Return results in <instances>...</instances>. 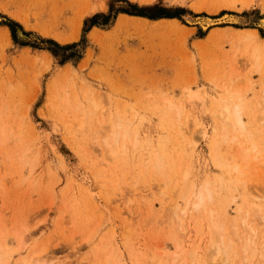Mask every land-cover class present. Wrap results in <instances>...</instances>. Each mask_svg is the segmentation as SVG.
<instances>
[{
    "label": "rangeland",
    "instance_id": "374dc122",
    "mask_svg": "<svg viewBox=\"0 0 264 264\" xmlns=\"http://www.w3.org/2000/svg\"><path fill=\"white\" fill-rule=\"evenodd\" d=\"M81 11L88 12L82 14L79 27ZM123 13L132 17L120 18ZM161 14L171 16L150 17ZM95 16L98 24L93 25ZM161 18H176L179 23ZM208 18L221 22L204 30L200 20ZM261 19L264 0H0V135L9 137L0 143V240L14 228L27 235L49 227L14 252V264L43 244H49L50 252L64 264H98L108 256L109 264H209L204 259L215 220H222L229 232L236 224V237L242 240L249 228L255 229L260 242L263 105L253 112L258 126L251 125L252 137L238 134L216 148L210 141L220 121L212 110L214 101L229 97L228 90L239 91L236 96L252 103L264 97V74L252 70L247 58L255 41H245L241 47L237 42L246 31L256 30L264 48ZM5 27L10 37L3 33ZM74 31L78 38L67 43L47 36ZM45 52L52 57L49 66L43 60ZM67 64L73 67L65 78L61 73ZM86 90L94 92L98 109L92 110L91 129L79 130L75 117L80 116L70 105L78 93L83 106L92 109ZM169 98L183 107L181 119L174 111L161 116ZM102 111L104 117H126L141 138L139 146L120 149L116 159L107 157L93 138ZM186 116L193 131L190 138L162 148L160 142L168 133L165 123L183 122ZM252 145L257 150L244 159V150ZM10 154L17 158L14 167ZM160 157L163 165L158 167ZM172 157L176 175L171 180ZM222 161H239L243 169L223 168L218 163ZM234 178L245 203L240 197L237 202L224 199L226 192L220 186ZM208 183L217 195L208 211L175 215V203L186 206L181 190L193 195ZM114 185L120 189L114 191ZM140 189L143 198L135 195ZM253 201L262 202L260 211ZM240 205L249 213H239ZM224 209L229 212L226 218L221 214ZM245 214L248 229L242 224ZM59 220L69 222L62 237L56 231ZM54 233L55 239L49 238L53 243H47L45 239ZM12 245L19 248V237Z\"/></svg>",
    "mask_w": 264,
    "mask_h": 264
},
{
    "label": "bare ground",
    "instance_id": "6f19581e",
    "mask_svg": "<svg viewBox=\"0 0 264 264\" xmlns=\"http://www.w3.org/2000/svg\"><path fill=\"white\" fill-rule=\"evenodd\" d=\"M140 1H150L151 0H140ZM215 8V7H214ZM214 10V9H212ZM88 12V11H87ZM87 12H80L78 15V24L79 27L82 24V16L85 15ZM84 13V14H83ZM83 14V15H82ZM227 15V14H225ZM14 18L19 19L17 15H12ZM128 15H120V18L127 17ZM130 16V15H129ZM128 16V17H129ZM141 16V15H140ZM161 16V15H160ZM132 17V16H130ZM136 17V16H133ZM202 17V16H201ZM227 16H225L226 18ZM236 21H238V18H235L236 16H233ZM199 18V17H198ZM206 18V17H205ZM161 19H171L173 21L178 20L176 18H161ZM228 19H231L228 18ZM121 20V19H120ZM159 20V19H155ZM234 20V21H235ZM262 20V19H261ZM198 21V20H197ZM201 23H203L202 27L204 30H207V28L210 25L215 24V19L208 18L201 19ZM206 21V24L204 23ZM220 21H217L216 23H219ZM227 22V21H226ZM224 22V23H226ZM199 23V22H198ZM263 28H264V20L260 22ZM221 24V23H220ZM223 24V23H222ZM216 25V24H215ZM219 25V24H218ZM78 27V28H79ZM77 28V29H78ZM76 29V30H77ZM94 31H97V28H93ZM248 30V29H244ZM3 33L10 37V29L5 27L3 28ZM46 34L45 32H43ZM23 36V35H22ZM47 36H52L56 40H58L61 43H67L74 41L78 38V32H73L68 36H59V35H52L47 34ZM234 37H237L234 35ZM237 39L238 46H243L245 41L251 40L255 41V44L251 46V48L248 49V60L252 63L254 71H259L262 74H264V48L263 44L260 42L261 37L259 36L258 32L256 30H253L251 32L246 31L243 35L238 37ZM25 52H28L29 49L24 48ZM43 60L48 63V66L50 64V61L52 59L51 54L48 52L43 53ZM72 67L70 64L65 65L63 68L65 70H62V75L66 78L69 75V71L72 70ZM62 68V69H63ZM235 77H238V75H235ZM263 81H264V75H263ZM54 83H51L49 86L50 93L54 90ZM229 97H223L219 98L216 101H214V107H213V113L216 115V117H219L220 121L219 124H215L214 126V133L215 136L210 141L213 148H216L219 146V143L221 141H226L228 139H235L238 134L244 135L246 137H252L253 131H251V125H256L254 122V115L253 112L255 108L258 105L260 106V116H259V125H261V129L264 132V97L262 100H258L257 103H252L247 100L244 96L237 95L239 91H230ZM94 92L86 90V97L92 101V109L91 107L83 106L80 95L78 93H74L75 95V101L70 105L71 110H74L77 112V114L80 117H75L76 120V126L79 130L84 129H91L93 118L91 115H94V112L92 110L98 109V103L95 101V96L93 95ZM264 96V94H263ZM90 97V98H89ZM78 105L76 106V104ZM82 105V106H81ZM78 109L80 111H78ZM174 111L175 115L178 118H182L184 116V109L183 107L175 102L172 99H167L165 103V107H162L160 110L161 116L168 115L169 112ZM101 114H103V117L98 118L99 122V128L94 131L93 138L96 140V144L100 145L101 148H105L107 157L111 159H116L120 155V149H125L127 147H134L136 148L141 143V138L137 131L132 127L129 120L126 117H123L121 114L116 115H109L107 117H104L105 112L102 111ZM245 116L250 118V121L247 122L245 120ZM189 116L185 117V120L182 122H169L167 121L165 123V128L168 130L166 139H164L162 142H160V145L162 148H165L169 146V143L171 145V142L173 140L180 139L182 140H188L190 138V134H192L193 131L192 127L189 125ZM191 127V128H190ZM108 128H110L108 130ZM2 139L8 140L9 137L6 135H0V143ZM258 148L257 145H252L251 148L245 149V156H243L244 159H248L250 157L251 151H256ZM173 161L170 162L171 166H169V170L172 172L170 174V179L172 180V177L176 175V171L174 170V157ZM9 163L10 165L14 167L16 165L17 158L14 154L8 155ZM229 160V159H226ZM103 162H106V159H103ZM220 166L223 168H228L229 170L233 167L234 169L240 171L243 169V166L239 163V161H236L235 164L232 162H218ZM157 166L161 167L163 165L161 161V157L157 161ZM233 165V166H230ZM20 173H23L21 170ZM221 190L226 192V196H224L225 200H228L229 198L232 199V201L237 202L238 198L242 199V202H246V197L244 195H241L236 188V179H227L226 181H223L221 186ZM120 189L119 186H113V190ZM112 193V192H110ZM181 194L185 196L186 199V206L181 207V205L175 203L173 205V208L176 212L175 215H177L179 218L181 217H190L192 216L191 211H208L210 208H208L209 204L216 201L217 195H216V188L212 187L209 183L198 189L193 193V195H189L187 192H183L181 190ZM135 195H139L140 197H144V189H140L138 192L135 193ZM260 204L262 202L253 201V206L256 211H260ZM239 213H243V211H246L249 213V209H246L244 205H240L238 208ZM211 217L215 218V214L213 213L214 210H210ZM222 217L226 218L229 215V212L227 209H224L221 211ZM261 218L264 219V215H261ZM233 223H238L237 221H232ZM242 224L245 226L246 229H248L250 226V220L249 215L245 214V216L242 218ZM68 226L69 222L60 220L57 222V233L59 236H65V234L68 232ZM25 225H23V228ZM232 232H229L225 230L223 221L215 220L212 224V229L214 231V236L212 237V240L209 245V249L207 252V257L204 259L205 261H208L209 264H237L238 259L240 258L239 264H264V238L259 242L260 236H258V231L255 229L249 228V234L245 238V240H242L241 237L237 238L236 235L238 233L237 225L235 224ZM49 229L48 225H44L43 228H39V230L30 231L27 235H19V231L13 229V231L5 233L2 235V238L0 240V264H14L13 262V256L14 252H18L24 246H28L29 242L35 241V237L37 236V233L42 234L43 232H46ZM222 233V234H220ZM226 234V235H225ZM8 235H12L13 237L8 239ZM51 237H47L45 241L47 243H53L51 239H55L57 235L51 234ZM19 237V248H14L13 243L15 238ZM51 238V239H49ZM44 239V238H43ZM42 239V240H43ZM70 241V244H75V238L71 236L68 238ZM239 241H242L240 243ZM76 247V246H73ZM52 251V250H51ZM54 251L50 252L49 250V244H43L39 249H31V251L28 252V254L24 257H22L17 264H64L63 262L57 260L58 257L55 255ZM20 255V253H19ZM111 260V256L105 257L103 259H100V262L98 264L108 263ZM155 263H158L155 262ZM201 261H198L197 264H201ZM163 264V263H158Z\"/></svg>",
    "mask_w": 264,
    "mask_h": 264
},
{
    "label": "trees",
    "instance_id": "16d2710c",
    "mask_svg": "<svg viewBox=\"0 0 264 264\" xmlns=\"http://www.w3.org/2000/svg\"><path fill=\"white\" fill-rule=\"evenodd\" d=\"M124 12H128V13H130V14H136V15L147 16V14H145V13L142 12V11L131 12V11H127V10H125ZM162 16H171V15H163V14H161V16H160V15H151L150 17H152V18H158V17H162ZM96 18H98V17L95 16V18L93 19V25L98 24L97 21H96Z\"/></svg>",
    "mask_w": 264,
    "mask_h": 264
}]
</instances>
